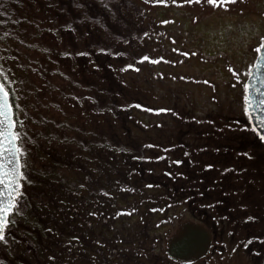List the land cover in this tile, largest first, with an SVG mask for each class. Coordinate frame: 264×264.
Wrapping results in <instances>:
<instances>
[{"label":"trees","instance_id":"trees-1","mask_svg":"<svg viewBox=\"0 0 264 264\" xmlns=\"http://www.w3.org/2000/svg\"><path fill=\"white\" fill-rule=\"evenodd\" d=\"M127 2L131 4L129 0H0V67L8 70L9 78L16 82L10 86L15 88L12 100L20 106L16 113L24 121L23 139L25 146H29L31 160L41 152L37 147H49L45 151L52 154L53 165L75 174L73 180L69 172L60 180L66 182V189L57 179L52 184L55 175L48 169L43 175L49 184L31 187L35 190V196H31L33 203L46 212L57 211L65 205L64 209L103 213L100 226L97 215H90V211L86 230L82 235H74L80 237L77 242H87L82 244L84 260L97 259L102 241L105 257L129 259L134 255L132 244L140 239L138 231L147 234L155 229V235H162L178 215L174 213L177 208L185 211L184 216L203 218L214 232L218 227L221 232H232L233 239L237 232H243L244 241L240 245L245 248L246 244L252 258L264 264V238H261L264 237V142L251 129L243 127L248 121L242 109L225 105L221 99H216V108L204 111L191 106L180 109L175 105L172 108L151 103L153 89L142 88L136 81L141 66L151 67L152 62L137 61L136 57L144 54L155 57L156 41L165 36L159 30L156 33L149 30L146 18L150 16H142L140 9L131 7L126 9L129 14L124 15L131 17L139 25L138 29H129L126 25L118 31L110 24L108 29L107 23L114 17L124 19L118 9L128 6ZM46 14L50 29L44 26ZM143 18L147 20L146 25L142 24ZM143 27L146 30L142 32ZM62 33L74 36L68 50L71 55H67L71 67H79L81 57L86 60L80 70L81 83H74L72 75L66 80L65 88L71 93L75 88L89 91L101 107L97 106V113H81L80 118L64 112L55 113V117L53 114L34 117L28 109L27 94L21 93L27 63L31 53L40 48L36 42L43 44L58 34L63 38ZM149 46L154 53L149 52ZM162 47L167 49L163 44ZM41 49L50 55V49ZM168 50L161 54L166 57L162 62L176 65V60L168 58ZM129 63L136 64L139 71L130 68L121 71ZM85 76L89 78L84 80ZM144 77L148 85L153 80L164 79L153 70L150 76ZM142 92L147 97L144 101ZM137 104L146 107H137ZM166 107L173 111L160 112L162 115L158 117V112L147 111V108ZM95 114L98 115L97 130L87 123ZM138 115L149 119H140ZM135 122L153 128V135L137 133L133 137L127 124ZM135 136L138 141L133 142L131 139ZM177 160L181 163L177 164ZM206 164L212 167L207 168ZM78 188L88 189L84 195L86 200L77 198ZM101 188L111 195L103 193L98 201ZM144 196L148 200L145 205ZM150 201L152 207L148 205ZM162 206H166L163 211L166 218L155 222L146 218L147 211L161 213ZM121 209L127 210L124 212L127 217L116 215ZM246 216L255 219L245 220ZM63 233L66 232L56 229V237H41L39 264L48 262L47 249L51 254L62 249L67 241L75 246V241L59 240L58 236Z\"/></svg>","mask_w":264,"mask_h":264},{"label":"rangeland","instance_id":"rangeland-1","mask_svg":"<svg viewBox=\"0 0 264 264\" xmlns=\"http://www.w3.org/2000/svg\"><path fill=\"white\" fill-rule=\"evenodd\" d=\"M129 1L131 4L127 2L128 6L118 9L120 16L124 19L114 17L113 21L107 23V28L110 29V24L118 31H122L126 25L129 29H138L139 25H135L131 17L124 15V13L129 14L126 10L127 7L138 8L141 10L142 16H150L149 19L146 18L149 21L148 29L155 33L156 30H159L165 36L160 38V41H156L158 48H154L155 57L165 54V51L169 49V52L167 51L168 58L178 62L176 65H171L160 61L152 63V68L141 66L142 69L139 71L141 74L137 77L136 82L142 88L153 89L154 97H151V103L172 108L175 105L180 109L191 106L204 111L210 107L216 108V99H221L225 105L229 104V106H237L242 109V96L245 92L243 83L234 79L228 65L231 64L240 72L242 81L247 82L248 73L251 70L248 65L255 63V53L252 47L257 42V36L264 34V15H262L264 0H235L228 9L213 7L206 3L162 5L148 3L147 0ZM241 9L243 12L240 11ZM49 13L51 14V12ZM48 17L46 14L44 26L50 29L52 26L47 20ZM193 17H197V19ZM146 19L143 18V25H146ZM161 20H170L171 22L158 23ZM140 30L143 32L146 27ZM62 35L63 38L59 34L56 38L52 35L43 44L36 42L40 48L33 51L28 60V70L23 77L21 93L27 94L28 109L34 117L39 114H53L51 116L55 117V113L64 112V114L77 115L80 118L81 113L86 111L88 114L97 113L95 112L97 106L101 107L95 103L99 101L89 91L85 92L75 88L71 93L65 88L66 80L69 79V76L72 78V75H74V83H81L79 81L81 79L80 70L86 60L81 57L82 61L79 67H71L67 55H63V53H68L74 36L64 33ZM170 37H174V40ZM161 44L167 49L163 47L161 49ZM41 48L50 49V55L47 56L48 54ZM149 48L151 49L149 52H153V48L151 46ZM175 49L181 51L177 52ZM183 52L192 54L184 56ZM180 57L182 61H180ZM151 70L162 74L164 79L162 81L153 80L148 85L144 76H150ZM86 78L89 77H83L84 80ZM141 95L144 101L145 92H142ZM149 96L152 95L148 94ZM161 115L162 113L158 112L157 117ZM97 116L95 114L93 117H88L89 121L87 122L95 130L98 127ZM138 116L143 120L148 118L146 115ZM56 117H58L57 114ZM48 118L50 117L48 116ZM83 122L84 120L81 121V123ZM127 128L133 137L137 133L151 137L154 133V129L148 127L146 123H128ZM116 132L119 133L117 130ZM131 140L138 141L136 136ZM124 143L129 144L130 141ZM142 202L144 205L148 202L146 196L143 197ZM148 205L152 207L153 203L150 201ZM164 208L166 206L161 207L163 211ZM171 209H174V206ZM169 210L170 207L168 212ZM113 211L115 210L113 209ZM163 211L161 213L147 211L149 215L146 218L152 222L158 221L164 216ZM174 213H178V215L174 222L171 220L167 225L166 231H163L165 240H162L157 247L159 255L166 256L163 258L162 264H185L186 261H191L192 264H263V261H256L252 258L246 250L248 247L244 248L240 245L244 241L241 238L243 232H237L238 234L233 235L236 239H233L230 234L232 232L228 233L223 230L221 232L219 227L215 228L214 232V229L205 223L203 218L194 219L190 215L184 216L185 211H177V208ZM124 217H127V214L121 218ZM154 232L155 229L149 231V236ZM137 235L141 239V236H145L146 233L140 232ZM147 246L151 249V244ZM160 260L157 261V264L160 263Z\"/></svg>","mask_w":264,"mask_h":264},{"label":"flooded vegetation","instance_id":"flooded-vegetation-1","mask_svg":"<svg viewBox=\"0 0 264 264\" xmlns=\"http://www.w3.org/2000/svg\"><path fill=\"white\" fill-rule=\"evenodd\" d=\"M36 149L41 152L38 153V157H35L34 161L31 160L32 156L29 152V146H27V153L23 157V162L26 165L24 171L27 177L26 182L24 181L25 195L22 198L19 212L13 216L15 223L8 226L10 231L6 235L7 242L0 241V264L2 262L3 264H39L38 256L41 237L51 238L52 235L55 236L56 229H60L66 232L58 236L60 241L72 240L77 242L78 240L73 239V237H76L74 235H82L84 233L83 231L87 228V216H89L90 211H92L91 213L94 212L89 209H64L65 205H62V208L57 211L50 210L51 212H46L33 203L31 196H35V190L31 187L39 186L40 183L42 185L49 184L48 178L43 175L47 173L48 169H51L55 175L52 179H57L61 183L63 181L60 180L65 178V174L69 172V170H65L57 164L53 165L55 163L50 160L52 159V154L45 151V149H50L49 147L40 146ZM30 161L32 163L31 171ZM69 174L71 178L75 176L73 171L69 172ZM52 179L50 180L52 181ZM52 184H56V180L52 181ZM64 186L67 189L66 182ZM86 189L78 188V192L76 191L77 193H75L78 199L86 200L84 196L86 192L88 193V189ZM102 196L103 192L97 193L98 201ZM59 213L62 214L57 215ZM97 213V221L101 226L103 213L101 211ZM138 234H140V231H138ZM141 238L143 241L140 242V240L136 239L135 243L132 244L134 255L128 260L118 257L111 259L105 257L103 241L99 246L97 259L95 261H89L88 258L84 260L82 255L85 249L82 248V244L87 242L80 241L75 243L74 246L68 243L70 241H67L62 249L54 251L51 253L52 255L48 249L45 251L49 255V260L45 264H157L160 259L159 264H162L163 258L166 256L164 254L162 256L159 255L157 247L162 240H165L164 235L153 234L149 238V233H147L145 236L142 235ZM148 244H151V249L147 246Z\"/></svg>","mask_w":264,"mask_h":264},{"label":"snow or ice","instance_id":"snow-or-ice-1","mask_svg":"<svg viewBox=\"0 0 264 264\" xmlns=\"http://www.w3.org/2000/svg\"><path fill=\"white\" fill-rule=\"evenodd\" d=\"M148 3L152 4H162V5H183V4H193V3H206L213 7H220L228 9L231 3L235 0H147ZM243 12V9L240 10ZM264 15V13H262ZM197 19V17H193ZM170 20H161L158 23L167 24ZM144 36H148V32H144ZM174 40V37H170ZM107 49H101V51H106ZM255 53V63L248 65L249 75L255 73V77H258V82L264 84V34H259L257 36V42L252 47ZM175 51L180 52V49H175ZM121 53H114V55H120ZM192 53L183 52L184 56L191 55ZM63 55H71V53H63ZM126 55V53H125ZM137 61H149L152 63H158L160 61L166 60V57H151L147 54L140 55L136 57ZM176 61H172L175 63ZM231 70L233 77L236 81L243 83V88L245 90L242 96V111L247 118L248 123L243 125L246 129H251L260 140H264V89L256 88L255 91L260 93L258 97H253L248 91L252 88V85L248 84L246 81H242L241 74L238 72L231 64L228 65ZM135 69L139 71L136 64H125V69ZM0 241H6V235L10 229L9 225L14 224L15 220L13 216L19 212L21 201L24 192V181L27 180L24 168L26 165L23 162V157L27 153V147L24 143V121L18 118L16 109L20 107L15 104L12 100V96L15 92V88L10 87L15 81L11 80L8 75V70L0 67ZM187 78V77H185ZM18 99V97H17ZM215 99V97H213ZM131 105H124V107H130ZM137 107H146L144 105H136ZM150 112H171L172 109H160V108H147ZM195 119V117H192ZM187 154V153H185ZM247 155V153H244ZM156 159H161V157H155ZM143 159H151V157H143ZM177 164L181 161H175ZM205 167L211 168V164H206ZM227 171V169H225ZM172 175V173H168ZM30 182V181H29ZM150 186V185H149ZM83 187V185H81ZM105 195H111V193L105 192L103 188L100 189ZM163 211V209H160ZM126 209H121L116 215H120L126 212ZM91 215L95 216L98 213L93 212ZM255 217H245V220H254ZM264 238V237H261ZM73 239L79 240V237H73ZM97 243H100L97 241ZM247 245H245L246 247ZM185 264H192L191 261H186Z\"/></svg>","mask_w":264,"mask_h":264},{"label":"water","instance_id":"water-1","mask_svg":"<svg viewBox=\"0 0 264 264\" xmlns=\"http://www.w3.org/2000/svg\"><path fill=\"white\" fill-rule=\"evenodd\" d=\"M254 77H255V73H253V75H249V77L247 79V83L252 85V88H250L248 91L250 92V94L253 97H258L260 95V93L256 92L255 89L256 88L264 89V84H261V83L258 82V80H259L258 77H256V78H254Z\"/></svg>","mask_w":264,"mask_h":264}]
</instances>
